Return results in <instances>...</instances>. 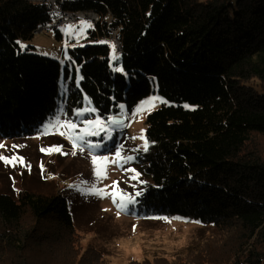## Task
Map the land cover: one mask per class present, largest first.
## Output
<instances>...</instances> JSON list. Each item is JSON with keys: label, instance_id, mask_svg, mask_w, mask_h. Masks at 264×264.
Masks as SVG:
<instances>
[{"label": "trees", "instance_id": "obj_1", "mask_svg": "<svg viewBox=\"0 0 264 264\" xmlns=\"http://www.w3.org/2000/svg\"><path fill=\"white\" fill-rule=\"evenodd\" d=\"M62 8L100 17L65 64L20 47L52 20L46 4L0 0V137L34 135L60 112L75 118L87 100L108 121L157 87L169 104L145 121L139 158L150 182L134 216L212 227L191 263L159 264H264V156L249 148L264 138V0H68ZM112 30L115 62L99 43ZM75 226L61 194H0V264H43L49 255L56 264L92 255L104 264L94 250L74 263Z\"/></svg>", "mask_w": 264, "mask_h": 264}, {"label": "rangeland", "instance_id": "obj_2", "mask_svg": "<svg viewBox=\"0 0 264 264\" xmlns=\"http://www.w3.org/2000/svg\"><path fill=\"white\" fill-rule=\"evenodd\" d=\"M94 29L95 23L80 18L75 25L20 41V47L23 51L33 48L34 53L65 64L68 50L74 43L87 44ZM99 43L109 46L111 62L119 59L120 50L112 38ZM168 104L153 87L152 94L131 112L122 109L124 120L120 123L100 118L87 100L75 118L60 112L34 135L0 137V194H61L68 201L78 234L69 252L74 263L82 255H90L89 250L100 252L104 264H159L158 259L191 263L194 249L209 240L212 227L185 219L134 216L137 198L150 182L146 164L139 158L147 150L145 121ZM115 134L116 147L111 143ZM249 148L264 156V138H252ZM102 150L107 153L99 154ZM41 226L49 233L59 230L51 221ZM90 258L91 262L83 264H101L93 255ZM56 263L51 255L43 260V264Z\"/></svg>", "mask_w": 264, "mask_h": 264}, {"label": "built area", "instance_id": "obj_3", "mask_svg": "<svg viewBox=\"0 0 264 264\" xmlns=\"http://www.w3.org/2000/svg\"><path fill=\"white\" fill-rule=\"evenodd\" d=\"M39 1L46 4L50 9L51 21L48 23L38 24L34 34H49L52 31H58L60 28L75 25L80 18L91 20L93 23L100 22V17L96 14L89 15L88 12H71L62 8V4L68 2V0H29ZM119 33L118 31L112 30V40L115 41L117 47Z\"/></svg>", "mask_w": 264, "mask_h": 264}, {"label": "water", "instance_id": "obj_4", "mask_svg": "<svg viewBox=\"0 0 264 264\" xmlns=\"http://www.w3.org/2000/svg\"><path fill=\"white\" fill-rule=\"evenodd\" d=\"M118 49L120 50V46L118 47ZM112 120L116 123H120V122H123L124 118L123 117H113Z\"/></svg>", "mask_w": 264, "mask_h": 264}, {"label": "crops", "instance_id": "obj_5", "mask_svg": "<svg viewBox=\"0 0 264 264\" xmlns=\"http://www.w3.org/2000/svg\"><path fill=\"white\" fill-rule=\"evenodd\" d=\"M74 45H75L74 47H76L77 44L74 43ZM70 59H71V57L69 56L67 61H70Z\"/></svg>", "mask_w": 264, "mask_h": 264}]
</instances>
